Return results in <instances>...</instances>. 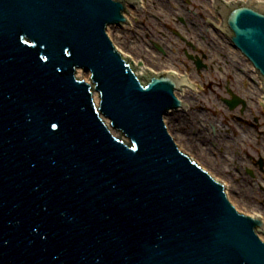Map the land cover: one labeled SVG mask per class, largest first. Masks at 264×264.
Listing matches in <instances>:
<instances>
[{"label": "water", "instance_id": "obj_1", "mask_svg": "<svg viewBox=\"0 0 264 264\" xmlns=\"http://www.w3.org/2000/svg\"><path fill=\"white\" fill-rule=\"evenodd\" d=\"M138 5L0 0V264H264V218L168 130L187 72L108 32ZM215 9L264 93V0Z\"/></svg>", "mask_w": 264, "mask_h": 264}, {"label": "rangeland", "instance_id": "obj_2", "mask_svg": "<svg viewBox=\"0 0 264 264\" xmlns=\"http://www.w3.org/2000/svg\"><path fill=\"white\" fill-rule=\"evenodd\" d=\"M213 1L141 0L140 9L129 6L126 15L129 24L110 26L108 32L143 67L154 72L170 69L178 74L187 72L197 89L181 93L187 109L180 110L173 122L165 121L170 134L181 150L203 162L226 186L232 181L240 189L237 197L230 198L228 194L234 205L264 218L261 86L230 40L214 31L218 15L215 8L211 9ZM194 26L202 32L197 36L200 40L217 41L219 47V55L205 60L206 68L198 69L184 54L188 49L184 40L196 41ZM80 73L90 76L82 70ZM236 79L246 80L250 86L249 92H245L244 111H240V106L230 109L223 101L230 98L228 87L238 93Z\"/></svg>", "mask_w": 264, "mask_h": 264}, {"label": "flooded vegetation", "instance_id": "obj_3", "mask_svg": "<svg viewBox=\"0 0 264 264\" xmlns=\"http://www.w3.org/2000/svg\"><path fill=\"white\" fill-rule=\"evenodd\" d=\"M214 31L217 32V30ZM201 33V30L198 27L194 26L193 34L197 37L198 34ZM216 42L217 41L211 39L207 40L205 38L200 40L198 37L196 38V41L184 40V43L188 47V49L184 50V54L195 64L197 68L198 65H202L203 68H206L207 66L205 64V60L207 61L209 59H212L214 56L219 55V53L217 52V49H219V47L216 45ZM204 49H206L207 51H205ZM236 80L237 83L235 84V86L237 87L238 93L233 92L228 87L227 92L230 98H224L223 101L228 106L230 101H236L238 103V106H240V111H244L247 107L245 92H249L250 86L246 80Z\"/></svg>", "mask_w": 264, "mask_h": 264}, {"label": "bare ground", "instance_id": "obj_4", "mask_svg": "<svg viewBox=\"0 0 264 264\" xmlns=\"http://www.w3.org/2000/svg\"><path fill=\"white\" fill-rule=\"evenodd\" d=\"M228 3H232V2H234V1H236V0H226ZM245 3H247L249 0H243ZM217 5V1L216 0H214L213 1V8L211 7V9H214L215 8V6ZM143 6H142V2H141V8H142ZM135 8H137V9H139L140 8V6L138 5L137 7H135ZM216 11V10H215ZM127 15V14H126ZM223 21H222V18L220 17V16H217V26H220L219 25V23H222ZM218 32V31H217ZM219 33V32H218ZM221 34V33H220ZM221 35H223V34H221ZM117 37H119V38H121V36H119V35H116ZM236 51H238V55H239V58H241V59H243V60H245L246 62H247V67H249L248 69L249 70H251V71H253L254 72V74H255V77H256V79H257V81H258V84H259V86H261L262 85V81H261V79H260V77H259V75L257 74V72H256V70H255V68L253 67V64H251V62L249 61V60H247V58H245L243 55H241V52L238 50V49H236ZM145 68H146V66H145ZM80 72V71H79ZM188 89V87H184L183 88V92H185L186 90ZM197 89V87L195 86V85H193V89L192 90H196ZM176 94H177V96L179 97V98H181V91H177L176 92ZM95 100H96V102H98L99 101V98H98V95L97 94H95ZM181 109H178V110H173V111H170L166 116H165V121L167 122V123H170L171 121L173 122L174 120H175V118L178 116V112L180 111ZM169 115H171L170 117H169ZM169 120V121H168ZM230 179H233L232 177H230ZM229 183H230V185L228 186V188H227V190H228V194H229V197L230 198H232L233 196H235V197H237L238 195H239V191H240V189L239 188H235L234 187V185L232 184V181H229ZM241 194V193H240ZM245 194V200L247 199V192L246 193H244Z\"/></svg>", "mask_w": 264, "mask_h": 264}]
</instances>
